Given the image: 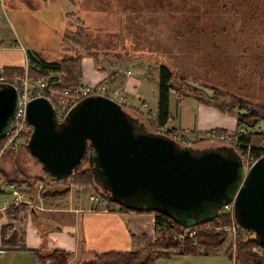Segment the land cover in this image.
Segmentation results:
<instances>
[{
    "label": "rangeland",
    "instance_id": "1",
    "mask_svg": "<svg viewBox=\"0 0 264 264\" xmlns=\"http://www.w3.org/2000/svg\"><path fill=\"white\" fill-rule=\"evenodd\" d=\"M16 2L37 13L41 20L50 23L47 15L37 9L45 0ZM58 5L60 19L65 20L61 36L70 35L77 25L82 24L85 28L84 43L87 48H83L82 55L94 54L98 65L107 69L129 68L134 75L144 76L145 81L148 79L147 75L157 77L155 64L162 63L173 75L202 90L206 94L204 100L214 92H219L213 101H220L226 106L231 104L234 98L264 108V0L50 1V8ZM1 7L7 12L10 10L9 6ZM52 10L54 11L53 8ZM12 24L14 26V23ZM48 42L54 50L50 54L56 60L66 55V51L62 50L64 39H59L58 46L53 39ZM45 72L51 78L59 74L55 68ZM2 74L6 80L20 76L7 75L4 71ZM33 77L45 79L37 75ZM79 83L83 82L80 80ZM246 110L247 108L242 107L235 108L234 111ZM240 127L244 128L243 125ZM256 128L257 131H264V125ZM243 131L246 130L235 129L228 134V140L224 141L231 143L234 140L230 141V136L234 132ZM191 143L194 149L215 148L222 144L212 140L210 135L196 137ZM257 146L264 147V144ZM16 169L23 172L27 181H30L32 176L46 177L40 164L27 151L25 141L15 151L3 150L0 154V170L4 171L8 178H22L16 174ZM69 181L68 178L65 182ZM3 182L7 183L4 180ZM45 182L51 188L62 189L65 186L63 183L47 180ZM42 184L41 181L32 188V196L37 194L39 197L37 191ZM69 185L82 186L72 183ZM91 188L92 192L97 190L93 186ZM16 189L22 193V200L25 199L26 203L28 196L25 188L16 186ZM227 235L226 241L217 249L177 256L175 260L160 258L158 264H232V260L226 257L223 250L227 245L234 250L235 234L233 236L227 232ZM168 250L177 252L175 248Z\"/></svg>",
    "mask_w": 264,
    "mask_h": 264
},
{
    "label": "water",
    "instance_id": "2",
    "mask_svg": "<svg viewBox=\"0 0 264 264\" xmlns=\"http://www.w3.org/2000/svg\"><path fill=\"white\" fill-rule=\"evenodd\" d=\"M17 104V92L0 82V138ZM26 149L45 176L70 174L86 157L93 182L126 207L150 208L188 228L210 220L232 202L237 223L264 245V154L245 169L232 147L194 149L146 129L103 94L79 99L57 121L43 96L29 99Z\"/></svg>",
    "mask_w": 264,
    "mask_h": 264
},
{
    "label": "crops",
    "instance_id": "3",
    "mask_svg": "<svg viewBox=\"0 0 264 264\" xmlns=\"http://www.w3.org/2000/svg\"><path fill=\"white\" fill-rule=\"evenodd\" d=\"M16 1L2 0L0 3V68L4 71V67H22L24 72L31 67L48 70L56 60L50 54L54 50L48 41L53 39L58 46L65 27L64 18L60 19L59 16L60 4L52 7L54 11L50 8L51 0H45L37 6L38 11L49 18L50 23H47L37 13ZM1 5L9 6V12ZM80 68L81 82L105 84L114 99L120 101L131 116L144 123L136 109L141 101H145L146 109L155 117L157 77L154 75L153 80L146 78L144 81V76L134 75L129 68L130 73L126 74V67L101 70L95 68L93 58L87 54L81 56ZM113 71L114 74H109ZM167 100L170 114L168 125L179 130L183 142L191 146L196 137H204L212 132L228 135L237 128L253 130L264 125V121L258 120L250 127H238L232 115L195 97H178L173 89L168 90ZM5 184L3 182L0 190V239L4 230V238L14 234L23 248H19L18 244H0V264H39L33 251L53 249L66 253L67 264H81L94 259L97 253L136 251L153 242V213L118 210L116 205L108 202L106 205L94 203L89 198L93 193L91 186H69L67 193L59 200L60 204L55 207L44 206L41 198L34 194L26 201L33 210H22L13 216L5 212L9 204H15L12 203V190L7 189ZM207 250L200 247L197 253ZM186 255L189 254L173 252L167 259L175 260L177 256ZM160 260L156 259L155 264Z\"/></svg>",
    "mask_w": 264,
    "mask_h": 264
},
{
    "label": "trees",
    "instance_id": "4",
    "mask_svg": "<svg viewBox=\"0 0 264 264\" xmlns=\"http://www.w3.org/2000/svg\"><path fill=\"white\" fill-rule=\"evenodd\" d=\"M85 28L82 24L77 25V28L72 31L70 35L61 36V39L65 40V45H63L62 50L66 51V55L55 60L50 65V68H55L58 71L57 77L51 78L44 71V67H31L26 69V73L29 77L35 75L45 77L49 81L50 85L58 90L71 87L80 82L81 78V68H80V58L82 51L85 48ZM65 37V38H64ZM84 48V49H83ZM87 52V51H86ZM91 55V54H90ZM91 57L94 61L95 68L105 70L104 66L97 64V57L92 54ZM45 62H43L44 64ZM43 66V65H42ZM157 69V100H156V115L155 119L158 123L169 124V111H168V90L173 89L178 97L182 96H192L198 100H203L212 104L219 111L223 113H228L232 115L238 127L243 125L244 127L252 126L258 119H264V108L261 105H251L247 101L241 99L232 98V103L226 106L220 101H213L219 95V92H214L206 100V94L193 86L188 85L181 77H176L172 74L170 69L162 64H155ZM4 72L7 75L18 74L22 75L24 69L22 67H4ZM115 71L109 73L114 74ZM149 80H153L152 75H147ZM122 106V105H121ZM123 107V106H122ZM247 108L244 112L234 111L235 108ZM124 109V108H123ZM145 123V122H144ZM220 132V131H219ZM236 141L241 147L246 145H251V152H256L255 146L259 144H264V132L261 131H250L246 130L241 133L234 132L230 136V141ZM26 141V140H25ZM223 148H230L231 143L224 141L221 142ZM185 144L186 143H180ZM191 146V145H189ZM3 180L7 183H13L16 186H23L28 194L29 198H32L31 190L36 187L39 182H43L42 186L38 189V195L42 200L44 206L55 207L58 206L59 200L67 193L69 190V183L78 184L82 186H93L97 190L98 194L103 195L109 204L117 206L118 210H137L126 207L124 205L118 204L110 199L107 193L100 189V187L93 182L91 172L89 169V164L86 157H83L80 164L67 176H63L57 179H52L49 177H39L32 176L30 181L25 179L24 174L21 170L16 169V174L22 176L19 180L10 179L5 174L4 171L0 170ZM20 178V177H19ZM70 179L69 182H65L66 179ZM45 180L52 183H63L62 189L51 188ZM20 210H33V207L27 203H17L10 204L7 206L5 212L13 216L17 215ZM141 210L148 211L154 214V239L151 245L142 247L136 251H104L97 253L95 258L88 261H83L81 264H155L156 259L168 258L172 252L168 248L177 249V253L180 254H191L197 253L199 250L193 247L188 237L179 238L178 233L182 232L185 227L178 225L176 222L171 220L167 215L160 213L159 211L143 208ZM215 219H211L210 223L219 226V228L211 227L206 230H198L194 235V240L197 246L206 249H217L219 248L227 239L228 235L225 230L220 226L230 223V221L238 225L237 231L234 236V250L227 245L223 252L227 258L232 260V264H262V258L257 256L252 250V246H260L264 250V245L261 244L256 238H254L252 233L237 223V217L232 212V217L228 213H219ZM4 230L1 233L0 243L3 245H14L18 244L19 248H23V245L18 243L15 235H11L4 238ZM34 255L39 261V264H67L66 253L60 249H53L50 251L42 252L40 250H34Z\"/></svg>",
    "mask_w": 264,
    "mask_h": 264
},
{
    "label": "built area",
    "instance_id": "5",
    "mask_svg": "<svg viewBox=\"0 0 264 264\" xmlns=\"http://www.w3.org/2000/svg\"><path fill=\"white\" fill-rule=\"evenodd\" d=\"M2 72L3 71L0 68V82H9L15 87L17 92V104L13 116L9 122L8 128L5 134L0 138V154L3 150L15 151V149L18 148L22 144V142H24L25 140V142H27L31 132V127L25 117V106L27 101L32 97H45L53 107L57 121L62 120L67 110L84 96L90 94H103L114 99L113 94L109 92L107 86L103 83H79L71 87L58 90L53 88L50 85L49 81L45 79H42L40 77L29 78L26 72H24L20 76L13 77L10 80H6ZM125 73L129 74V70L126 69ZM146 106V102L141 101L140 106L137 107L136 110L144 120L146 129H149L148 131L165 135L173 139L174 141H177L178 143H184L182 139V133L179 130L168 124L158 123L155 117L146 109ZM210 138L214 141L224 142V140H228L229 136L227 134L216 135L212 132L210 133ZM231 147L239 155L245 169H247L256 160V158L264 154V147L262 146H255L256 152L254 153L251 152V145H246L243 148L236 141L231 142ZM2 184L3 180L0 175V190ZM5 187L12 190V203H17L25 200H22V193H19L13 183H6ZM89 198L94 203L99 202L100 204H107L106 198L96 192L90 194ZM232 212V202L230 201L220 206L216 216L219 213H228L232 217ZM216 216L212 218L215 219V222H217ZM210 220L185 228L182 232L178 233L179 237H188L193 247L197 249L198 246L196 244V241L194 240V235L198 230H206L211 227L219 228V226L217 225L213 226V224L210 223ZM220 227L234 236L237 231L238 225L233 221H230V223ZM251 250L257 256L262 258V264H264L263 248L255 245L251 247Z\"/></svg>",
    "mask_w": 264,
    "mask_h": 264
}]
</instances>
